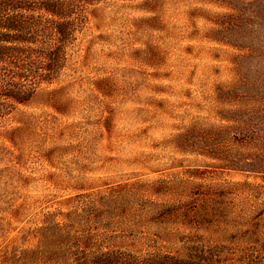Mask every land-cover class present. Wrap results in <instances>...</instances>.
<instances>
[{
	"label": "rangeland",
	"instance_id": "1",
	"mask_svg": "<svg viewBox=\"0 0 264 264\" xmlns=\"http://www.w3.org/2000/svg\"><path fill=\"white\" fill-rule=\"evenodd\" d=\"M0 146V255L34 246L46 213L122 184L194 201L192 216L213 219L199 232L259 249L264 0L97 4L63 74L9 114Z\"/></svg>",
	"mask_w": 264,
	"mask_h": 264
},
{
	"label": "trees",
	"instance_id": "2",
	"mask_svg": "<svg viewBox=\"0 0 264 264\" xmlns=\"http://www.w3.org/2000/svg\"><path fill=\"white\" fill-rule=\"evenodd\" d=\"M104 1L0 0V130L18 105L60 78ZM133 185L81 194L88 197L83 207L46 213L34 229L36 244L4 249L0 264H264V243L231 250L235 234L199 232L213 219L192 216L194 201H157L160 190L147 196Z\"/></svg>",
	"mask_w": 264,
	"mask_h": 264
}]
</instances>
